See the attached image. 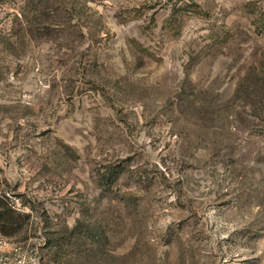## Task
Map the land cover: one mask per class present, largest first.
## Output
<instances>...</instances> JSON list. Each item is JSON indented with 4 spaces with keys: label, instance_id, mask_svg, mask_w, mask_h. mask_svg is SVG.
Segmentation results:
<instances>
[{
    "label": "rangeland",
    "instance_id": "374dc122",
    "mask_svg": "<svg viewBox=\"0 0 264 264\" xmlns=\"http://www.w3.org/2000/svg\"><path fill=\"white\" fill-rule=\"evenodd\" d=\"M188 1L0 0V264H264V0Z\"/></svg>",
    "mask_w": 264,
    "mask_h": 264
},
{
    "label": "trees",
    "instance_id": "16d2710c",
    "mask_svg": "<svg viewBox=\"0 0 264 264\" xmlns=\"http://www.w3.org/2000/svg\"><path fill=\"white\" fill-rule=\"evenodd\" d=\"M182 8L185 12L181 13L184 14H192L201 18L208 16V12L202 9L198 3L194 2V0L185 2ZM253 14L255 18L258 19L256 27L264 30V9L260 8ZM27 22L30 28V21ZM179 23H181V20H179L178 14L176 13H172L166 20V25L169 26V30L173 31L174 29L173 33L177 31L176 29ZM28 217H30L29 214L23 213L17 209V207L15 206V202L10 203L6 192L0 188V234L6 237L17 234L24 227V223L26 222V218Z\"/></svg>",
    "mask_w": 264,
    "mask_h": 264
}]
</instances>
